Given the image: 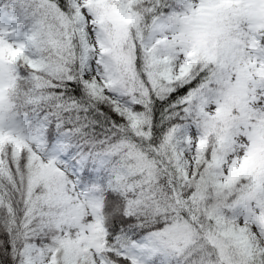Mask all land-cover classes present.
<instances>
[{"label": "snow or ice", "instance_id": "6c2138e0", "mask_svg": "<svg viewBox=\"0 0 264 264\" xmlns=\"http://www.w3.org/2000/svg\"><path fill=\"white\" fill-rule=\"evenodd\" d=\"M0 264H264V0H0Z\"/></svg>", "mask_w": 264, "mask_h": 264}]
</instances>
